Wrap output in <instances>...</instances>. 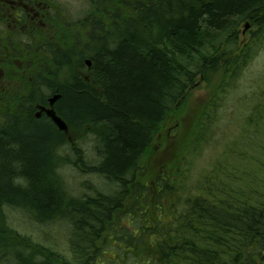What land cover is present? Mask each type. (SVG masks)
<instances>
[{
	"label": "trees",
	"instance_id": "obj_1",
	"mask_svg": "<svg viewBox=\"0 0 264 264\" xmlns=\"http://www.w3.org/2000/svg\"><path fill=\"white\" fill-rule=\"evenodd\" d=\"M93 9L77 25L81 36L64 38L69 45L49 44L41 63L25 58V93L1 104L0 204L40 222H68L75 262L64 264H255L264 257V208L251 190L227 186L221 175L204 176L190 193L174 173L142 177L166 119L198 76L221 63L226 76L204 115L217 124L231 106L242 67L264 43V0H113ZM244 23L257 32L241 47ZM87 59L90 82L82 76ZM63 72L70 79L61 81ZM58 94L55 109L70 133L97 129L87 133L101 162L85 168L114 185L110 194L74 198L59 176L68 138L35 117ZM7 257L0 264H56Z\"/></svg>",
	"mask_w": 264,
	"mask_h": 264
},
{
	"label": "rangeland",
	"instance_id": "obj_2",
	"mask_svg": "<svg viewBox=\"0 0 264 264\" xmlns=\"http://www.w3.org/2000/svg\"><path fill=\"white\" fill-rule=\"evenodd\" d=\"M112 1L46 0L47 10L29 17L28 25L12 24L13 28H8L9 21L0 23V107L2 102L12 101L18 94L25 93V58H37L41 63L49 44L69 45L64 38L72 35L77 38L81 32L77 25L94 14L95 3L112 7ZM239 32L242 47L251 42L257 30L250 23H244ZM85 64L87 70L82 76L90 82L94 66L89 59ZM242 69L231 106L218 112L217 124L207 121L213 118H206L204 113L213 95L220 91L218 88L224 81L227 66L221 63L198 76L195 86L166 119L150 146L144 162L146 175L142 178L145 182L167 171L174 173L180 184L186 182L190 193L204 176L221 175V183L251 190L253 202L264 208V109L261 106L264 96L260 92L264 87V43ZM66 74L62 73L61 81L70 79ZM95 130V127H87L70 133L67 147L58 152L65 159L58 174L74 198L110 194L114 188L104 176L85 168L97 167L101 162L93 136ZM178 165L182 169L176 171ZM234 181L237 184L234 185ZM202 183L203 180L199 186ZM70 236L71 227L65 220L40 222L26 208L0 204V243L5 242L7 246L0 252V262L7 255L22 259L30 256L38 261L48 257L56 264L74 263ZM261 252L264 256V251ZM53 253L56 256H51ZM263 258L256 257L255 264H264Z\"/></svg>",
	"mask_w": 264,
	"mask_h": 264
},
{
	"label": "flooded vegetation",
	"instance_id": "obj_3",
	"mask_svg": "<svg viewBox=\"0 0 264 264\" xmlns=\"http://www.w3.org/2000/svg\"><path fill=\"white\" fill-rule=\"evenodd\" d=\"M45 1L46 0H0V23L3 24L5 21H9L8 28H13L12 24L28 25L29 22L27 19L29 17L31 18L34 15H40L45 12ZM3 16L6 18H3ZM7 18H9V20H7ZM12 45L11 43L10 46ZM43 106L48 107V105ZM37 113L38 109L36 108L35 117ZM42 118L48 117L43 113L40 118L37 119Z\"/></svg>",
	"mask_w": 264,
	"mask_h": 264
},
{
	"label": "water",
	"instance_id": "obj_4",
	"mask_svg": "<svg viewBox=\"0 0 264 264\" xmlns=\"http://www.w3.org/2000/svg\"><path fill=\"white\" fill-rule=\"evenodd\" d=\"M90 66V62H87ZM61 98V95H55L53 98L48 100V107L43 105H38V113L36 114L37 118L44 113L46 116L54 123V125L58 128L59 131L63 132L67 137L70 136V129L68 124L57 114L55 109L56 103Z\"/></svg>",
	"mask_w": 264,
	"mask_h": 264
},
{
	"label": "bare ground",
	"instance_id": "obj_5",
	"mask_svg": "<svg viewBox=\"0 0 264 264\" xmlns=\"http://www.w3.org/2000/svg\"><path fill=\"white\" fill-rule=\"evenodd\" d=\"M98 142V141H97ZM91 162V161H90Z\"/></svg>",
	"mask_w": 264,
	"mask_h": 264
}]
</instances>
